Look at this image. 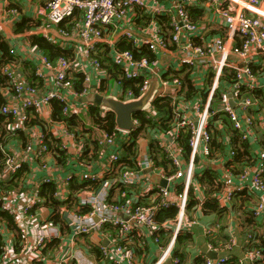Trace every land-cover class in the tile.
Wrapping results in <instances>:
<instances>
[{"label":"built area","instance_id":"built-area-1","mask_svg":"<svg viewBox=\"0 0 264 264\" xmlns=\"http://www.w3.org/2000/svg\"><path fill=\"white\" fill-rule=\"evenodd\" d=\"M19 1L23 0H0L2 11L15 19L19 14V8L16 6ZM27 1L38 2V16L57 28L56 34L46 30L41 34L48 40L62 45V48L69 47L71 39L76 38L79 42L78 53L75 52L74 59L60 56L56 62H52L40 50L41 61L45 67L54 71L53 80L49 84L44 83V74L39 68L35 70V84L20 79L11 66L5 65L2 73L6 76L11 92L19 104H3L0 106V113L19 124H25L30 119V113L39 115L44 107L57 100L63 104L64 116L69 117L79 114L69 94L83 99L88 94L95 93L128 101L143 94L153 79H156L158 88L153 102L150 108L142 113L145 119H151L157 114L154 101L157 98L171 99L173 110L168 121L170 127H158L153 133L156 144L164 151L170 167L159 164L156 154L150 150V138L143 132L137 139L133 165H128L124 160L125 149L133 138V132L142 126L141 118L135 114L132 116L134 127L130 130H122L117 126L112 132L102 130L96 138L94 150L91 149L87 153L89 158L86 157L85 143L69 128L67 121L58 122L61 126L56 139L59 140L60 149L68 155L73 153L70 157L78 160L81 169L78 173L70 172L64 177L51 175L32 182L29 199L22 203V206L16 207L11 202L15 200V196L20 195L17 189L5 193L4 199L0 200V209L13 215L20 237L15 246L3 245L0 264H22L21 257L27 256L29 252H41L55 240L59 241L57 247H54L57 250L52 252L55 264H72L73 261L76 264H99L98 258L96 262L88 258L90 253L96 255L94 249L102 253L105 264H135L136 254L130 247L136 236L141 237L139 241L141 240L140 244L143 246L147 245L148 238L160 245L162 251L154 264H179L180 260L173 254L175 241L186 225L197 222L189 218L188 192L191 184H194L196 171L202 169L196 165V157L212 155L211 141L214 132L211 120L217 117L215 124L219 129H224L225 125L229 124L244 141L250 139L252 129L257 124L252 109L261 105L262 101L248 95L244 90L261 87L260 81L264 77V0H208L215 6L222 23L218 31L221 33L217 35L216 31L213 32L216 27L212 28L204 21L206 0H198L196 3L191 0H169L174 1L172 6H167L162 0ZM193 5L204 7V16L199 20H194L187 10V6ZM158 15L168 16L169 26L159 23L155 18ZM139 19H145V23L139 24ZM65 21L72 23L70 30L61 27L60 24ZM111 30L118 35V41L109 38ZM122 39L132 42L137 49L148 48L156 58H137L130 50H119L117 43ZM104 42L110 46L107 55L121 74L114 83L104 79L109 77V71L99 58ZM161 54L173 57V61L168 62L165 73L173 69L182 70L184 67L192 70L191 78L198 91L194 97L186 98V89L178 76L172 80L166 79L163 73L156 70ZM78 57H83L96 73L99 72V75L95 76L99 79L97 86L91 84L94 77L85 74L83 89L78 91L74 87L76 73L72 72V65ZM255 67L258 69L257 73L254 72ZM227 68L236 71L235 78L232 81L224 80L222 89L216 95L221 77ZM101 73L103 75H100ZM103 79L106 81L105 87L102 85ZM125 80H139V92L126 87ZM203 90L207 93L206 99L202 97ZM231 99L234 105L230 102ZM224 117L228 120L227 124ZM185 132L189 133L190 154L187 160L184 145L179 139ZM1 133L0 128V138ZM47 133L42 131L38 137L28 139L25 152L38 162L42 170L56 171V165L47 158L50 155L56 157ZM0 151L5 154L2 171L8 177L15 175L27 163L24 157L10 153L1 141ZM93 155L108 160L107 173L111 175L109 179L103 180V173L93 171ZM234 155V150L227 154L228 159L224 163L226 176H236L240 182L250 178L253 186L259 191V196L249 211L257 224L246 232L248 244L255 241L257 236L264 239V145L258 167L247 164L240 172L235 173V165H228ZM29 175L31 178L32 172H29ZM152 175H157L167 184L155 185L151 182ZM73 178L102 184L96 190L75 192L73 196L76 200L72 208L62 206V212L67 210L68 213L65 221L73 225L71 233L66 234L60 225L52 221H45L44 224L38 222L31 241L25 223L35 217L36 208L43 203L40 196L42 185L55 182V198L67 201L66 189ZM221 178L223 179L222 176ZM245 189L246 186L242 183L226 188L219 194V199L222 204L229 205ZM84 193L87 195H83ZM138 195L139 198L140 195L147 196L143 198L146 202L140 203ZM85 207H89V210L82 212ZM174 207L178 209L177 217L160 224L163 229L171 227L173 230L170 242L164 246L159 243L158 237H153L156 236L159 226L156 216L160 210ZM108 224L118 230H105ZM219 226L217 223L214 227H208L206 233L212 235ZM94 232L100 233L108 243H104V239L97 243L91 242L87 237ZM237 247V238L231 235L226 244L215 249L221 252L222 256L218 257L217 261L207 259V264H225L235 257L233 251ZM222 251H227V255ZM263 259L264 253L258 247L247 248L237 257L240 264H255Z\"/></svg>","mask_w":264,"mask_h":264},{"label":"crops","instance_id":"crops-1","mask_svg":"<svg viewBox=\"0 0 264 264\" xmlns=\"http://www.w3.org/2000/svg\"><path fill=\"white\" fill-rule=\"evenodd\" d=\"M193 2H197L198 0H191ZM190 1V2H191ZM163 3H165L167 6H172L174 4V1L169 0H162ZM2 6V5H1ZM0 6V34L4 37V40L9 46V55L12 57L13 61L9 63H5V65L11 66L16 75L22 79L30 81L33 77V69L35 70L39 68L41 71H43L44 76L43 81L46 84H49L53 80L54 71L45 67L43 62L41 61V53L40 49L31 43L30 36L33 34H41L43 30H46L47 32L51 34H56V27L51 25L50 23L45 22L42 18L40 19L41 24L37 28H33L31 30H25L23 32H16V24L21 22L24 17L35 19L38 16L37 13V6L38 2L29 3L27 0L19 1L16 3V6L19 8V14L14 19L11 15H8L7 13L2 11V8ZM205 7V16L204 21L208 23L212 28L216 27V30L214 29L213 32L216 31V35L220 34L218 32L222 26V23H220V18L217 15L215 11V6L213 4H210L208 0L204 2ZM145 19H139V24H144ZM220 26L218 27V25ZM217 25V26H216ZM131 26V25H126ZM109 38L111 40H119L118 35L114 32V30H111L109 33ZM72 42L70 43L69 48H72L74 53H78V47L79 42L76 38L71 39ZM66 41V40H64ZM101 48L103 51L106 48H110V46L107 43H102ZM14 53H13V52ZM5 55V52L2 50L0 46V61L2 60L3 56ZM8 56V55H7ZM74 59V57L72 58ZM173 57L172 56H163L161 54L158 57V63L156 66V70L160 73H165V68L168 64V62H172ZM110 60H106L104 63V67L110 72L109 68L107 66L110 64ZM34 66V67H33ZM72 72L76 74H89L94 77L92 80V86H97L99 79L96 77L99 75V72L96 73L94 68L90 66L87 61L83 57H78L75 59L72 65ZM100 75H103L101 73ZM96 76V77H95ZM110 77V73H109ZM108 76H106L104 79H108ZM103 79V80H104ZM156 80V79H153ZM261 88H264V77L261 78ZM71 102L74 103V107L78 109L79 114L83 118L84 128L85 132L84 135L79 136V138L82 140L83 143H85L86 146V157L89 158V155L87 154L91 149H93L96 146V138L99 134H101L102 130L94 127V124L90 120V118L87 115L88 105L90 103H86L83 101L82 98H78L72 94H69ZM0 106L3 104H19L18 101L14 98L13 92H11V88L8 84V81H4V77L0 76ZM104 110V109H103ZM106 111V110H104ZM252 113L257 121L256 126L252 129V134L249 141V152L250 154L246 155L244 163L245 165L249 164L253 167H258L261 163V152L264 145V103L262 105H256L252 109ZM1 114V113H0ZM32 114V113H30ZM52 106H46L43 108V110L40 112L39 116L44 121V126H46V130L48 133L52 136L57 138V135L60 132V126L61 124L58 122L53 121L52 117ZM11 119H2L0 121V128L2 130L1 137L4 141V145L8 147L10 150V153L16 154L18 157L25 158L26 164L30 168L29 172H32L31 178L30 175H28V178L23 180V183L21 184L20 188L17 189L20 193L17 197L15 196V200H12L11 202L16 206H22V203H25L29 199V192L31 188L32 182L41 180V178L51 175H56L59 177H64L70 172H79L80 171V165L77 159L71 158L73 153H70L68 155V161L66 163H58L57 159L54 156H48V160L52 162L54 165H56V171L55 170H42L39 168V164L37 161H34L32 158H30V155H28L25 152V144L27 143L28 139L36 138L40 135V133L43 131V129L39 126H26V124H19L16 121ZM15 131H20L19 134ZM223 135L220 137L221 141L224 142V145L226 146V151L224 153L222 152H215V158L211 160L210 163H213L214 169L218 170L221 174V176L224 179L225 187L231 188L233 186L243 184L246 186V189L244 190L243 194H241L239 197H236L233 201V203L227 205V210L224 211V213L220 214L216 211L211 212H204L200 207L197 209H192L190 212L189 218L191 220L197 221L193 225H186L185 229L189 230L193 234V244L188 248L189 257L185 264H194L195 260L200 257H206V259H212L208 256L206 253L207 250L213 251L217 253V258L222 256L221 252H218L215 250L216 248H221L224 244L221 240H216V246H212L210 244V240L212 241L213 238L217 236L218 230L216 229L214 234L208 235L206 233V229L208 227H214L217 223L222 224L225 226V230L221 231L219 234V239H222L223 237H226L227 234H229V237L231 235L236 236L238 241V247L233 251V255L235 257H239L242 255L243 248L246 241V232L250 227L246 224L247 217L249 213L248 211L251 210L254 202L259 196V191L253 186L250 178L246 181L240 182L236 176L229 177L225 174V168L224 163L228 159L227 154L230 151L229 149L232 148V142H231V134L232 131H234L229 124L225 125V128L222 129ZM94 150V149H93ZM228 150V152H227ZM214 154V151H212ZM92 161L94 162L93 171L94 172H100L104 175L108 172L107 171V162L106 159H99L95 155H93ZM243 164H236L234 166L235 173H238L242 170ZM199 169L204 167L202 164L198 166ZM1 178L3 180H9L10 177L2 171ZM79 179V178H78ZM81 180V179H79ZM151 182L156 185L158 183L163 184V180L158 177L157 175H152ZM70 186V185H69ZM68 186V189H66V194L69 197L71 194V187ZM22 187V188H21ZM196 190L197 195L200 199H204L206 197L205 191L201 188L200 184L196 182ZM76 192V191H75ZM74 192V193H75ZM89 194V193H88ZM5 193H0V200L4 199ZM83 195H87V193H84ZM138 195L139 199L146 198L147 196ZM144 201H146L144 199ZM221 202V201H220ZM10 203V202H9ZM21 204V205H20ZM221 205L226 206L221 203ZM62 209V207H61ZM62 212V210H61ZM53 210L51 207H48L44 205L43 203L40 204L36 210H35V217L31 220H29L27 223H25V227L28 230V234L30 236L31 241L34 238V230L35 227L38 225V222H41V224H44L45 221H50V218L52 216ZM64 218L67 220V210L63 213ZM248 214V215H247ZM121 216H125L124 213H120ZM62 223V229L63 231L68 234L73 231V225L69 221H65ZM171 231L173 232L172 228L169 227ZM19 234L16 227H14L13 223L7 222L5 219H2L0 217V244L3 246L5 244L7 245H16V243L19 241ZM91 242H99L100 240H103L104 238L101 237L100 233H92L87 237ZM106 239L103 240V242ZM141 241V240H140ZM140 241L135 240L133 244H131L132 247H139ZM105 243V242H104ZM0 245V246H1ZM212 247H211V246ZM47 247V246H46ZM45 247V248H46ZM44 248V249H45ZM67 248V247H66ZM64 248V250H66ZM42 250L38 253H30L25 256L21 257V263L22 264H55V260L53 256V253L57 248L51 249L47 248L46 250ZM161 247L152 238H148L147 246H142L139 250L140 253L135 252V264H154L155 261L158 259V257L161 254ZM225 255H227V251H222ZM53 256V257H52ZM88 258L92 262L97 261V257L94 253L88 254ZM213 260V259H212ZM168 262L167 264H169Z\"/></svg>","mask_w":264,"mask_h":264},{"label":"trees","instance_id":"trees-1","mask_svg":"<svg viewBox=\"0 0 264 264\" xmlns=\"http://www.w3.org/2000/svg\"><path fill=\"white\" fill-rule=\"evenodd\" d=\"M187 10L190 14V16L194 20H199L204 16V7H201L199 5H193V6H187ZM157 21L164 26H169V17L165 15H158L155 16ZM41 17L37 16L35 19L24 17V19L16 24V32H23L25 30H31L33 28L39 27L41 24ZM62 28H66L70 30L72 27V23L70 21H65L60 24ZM31 43L33 45H36L45 56L52 62H56L58 57L60 56H66L70 59H72L75 55L72 48L69 47H61L60 45L48 40L45 38L42 34H33L30 36ZM0 46L2 50L5 52V55L3 56L2 60L0 61V76L4 77V81H7V78L2 73V69L5 66V63H9L13 61L12 57L9 55V46L4 40V37L0 34ZM117 48L119 50H130L132 51L137 58L141 56H147L151 60L155 59L156 56L148 49V48H141L137 49L132 44V42L128 41L127 39H122L117 43ZM108 48H106L104 51L100 52V60L104 65L106 60H110V64L107 66L110 70V77L106 81L115 82L117 79L120 78L121 74L116 67V65L111 61L110 57L107 55ZM8 55V56H7ZM34 67V66H33ZM226 72L221 77L220 87L216 91V95L219 93V91L222 89L221 85L224 80L226 81H232L235 78L236 71L234 69H225ZM33 77L30 82L37 83V76L35 75V68L33 69ZM258 69L256 67L254 68V72L257 73ZM192 70L184 67L182 70H170L166 73H164V78L172 80L174 77H179L183 83V87L186 89L185 96L186 98H192L196 95L198 92L195 88L194 80L191 78ZM106 81H102V85L104 86ZM208 81H210V77L208 78ZM126 87H131L139 92V89L137 88V85L139 80H125ZM74 87L80 91L84 87V74H75L74 75ZM105 87V86H104ZM103 87V88H104ZM248 95L252 96L253 98H259L264 103V88H256V89H246L244 90ZM202 97L203 99H206L207 93L202 91ZM2 102V100L0 101ZM262 102L261 105H262ZM154 105L157 111V114L152 117L151 119H145L144 113L138 112L135 115L141 118L142 126L133 132V138L131 142L126 146L125 154H124V160L127 162L128 165H133V158L136 155L137 150V139L140 137V134L143 132L146 136L150 138V150L152 153L156 154V159L159 160V164L165 166L166 168L170 167V162L166 160L164 151L157 146L156 139L153 135V133L158 129V127L163 128H169L168 121L172 117V102L170 98H157L154 101ZM52 106V117L53 121L60 122L62 120H66L67 124L70 129L74 130L79 136L84 135L85 128L83 123V118L81 115H71L69 117H65L63 114V104L60 101L53 100L51 103ZM87 115L94 124V127L112 132L116 127V121H115V114L110 111H104L100 106L90 103L88 105ZM222 115L223 114H219ZM2 119H11L12 118L6 117L3 114H0V121ZM217 120V117L211 120V128L214 132L213 138L211 141L212 145V151H214V154L212 152V155L208 157H196L195 163L196 165L200 166L202 164L204 167L202 169L196 171L195 173V179L194 184H191L188 192V210L191 211L192 209L201 208L204 212H211L216 211L220 214L224 213L225 210H227L228 206L221 205L219 194L223 191L225 182L221 178V174L218 170L214 169L213 163H210L213 157L215 158V152H222L224 153L226 151V146L224 145V142L221 141L220 137L223 135L222 129H219L218 126L215 124V121ZM224 121L227 124L228 120L224 117ZM44 121L41 119V117L35 113L30 114V119L26 121V126H39L43 129V131H46V126H44ZM19 134L20 131H15ZM50 138L49 144L52 147V150L54 152L55 158L57 159L58 163H66L68 161V154L66 151L60 149V143L58 139H55L54 136L47 133ZM180 142L182 145H184L185 148V157L186 160L189 159L190 154V147H189V133L185 132L181 134L180 136ZM0 141L4 143L2 140V137L0 138ZM96 142V141H95ZM231 142H232V148L229 150H234L235 155L234 158L228 162V165H235L236 164H243L247 159H245L246 155L250 154L249 152V141L241 140L240 134L237 131H232L231 134ZM228 152V150H227ZM5 154L0 151V193H7L10 190L19 189L21 184L23 183V180L26 179L29 175L30 168L28 165H24L23 168H21L15 175H12L9 180H3L1 178V173L3 170V164H4ZM246 163H244L243 166H245ZM175 170V169H173ZM111 175L108 173L105 174L104 179H109ZM195 182H198L201 186V188L205 191L206 197L204 199H200L197 195L196 185ZM102 182L99 183H93L91 181L86 180H79L78 178H73L70 182L71 187V194L69 195L67 201H60L57 198H55V189L56 184L55 182L46 183L43 184L40 191V196L43 199V204L51 207L53 210L52 216L50 218V221L52 223L60 225L62 228V223H64V216L61 212L62 206H67L68 208H72L75 204L76 197L73 196L74 192L77 193L80 191H88V190H96L101 187ZM181 187V184L179 185ZM22 188V187H21ZM243 194V193H242ZM143 198V197H141ZM144 199H140V203H145ZM89 210V207L82 208V212H87ZM249 213V211L247 212ZM178 209L176 207L171 209H162L157 213L156 219L158 221V229L156 232V236L158 237L159 243L161 245H166L170 242L172 238V231L171 229H163V227L160 226L163 222L166 220H173L177 217ZM248 215V214H247ZM0 217L2 219H5L7 222L13 223L14 227H16V223L14 221L13 215L9 214L8 212L0 209ZM246 224L251 228L253 225L257 224V221L252 216L251 213H249ZM225 226L220 224L219 228L217 229V236L213 238V240H210V244L212 246H216V240H221L223 244H226L229 241V234H227L226 237H223L222 239H219V234L223 229L225 230ZM63 230V229H62ZM105 230L107 231H114L116 232L118 229L114 226L108 224L106 225ZM215 232H213L214 234ZM144 238V237H143ZM141 237H135V240H139ZM59 244V241L55 240L52 241L47 245V248L53 249L54 247H57ZM193 244V234L187 230L182 229L179 234L177 235L175 246H174V257H177L180 262L179 264H185L188 260L189 253L188 248ZM1 245V244H0ZM143 245L140 244L139 247H130L131 249L137 253H140L139 250L141 249ZM147 246V245H144ZM2 245L0 246V252L2 249ZM256 248L258 247L263 253H264V239L262 237L257 236L256 240L253 242H249L246 244L243 248V252L246 251L247 248ZM96 252V257L98 258L99 264H105L102 253H100L97 249H94ZM242 252V253H243ZM261 261V260H260ZM258 261L255 264H264L263 261ZM41 264V262H40ZM71 264V263H70ZM72 264H76L75 261H73ZM194 264H207L206 257L200 256L195 260ZM225 264H240L237 261V257H233Z\"/></svg>","mask_w":264,"mask_h":264},{"label":"water","instance_id":"water-1","mask_svg":"<svg viewBox=\"0 0 264 264\" xmlns=\"http://www.w3.org/2000/svg\"><path fill=\"white\" fill-rule=\"evenodd\" d=\"M158 88V81L153 80L149 88L140 96L128 100L122 101L114 96H100L95 93H90L83 98L86 103H93L100 106L106 111L113 112L115 114L116 126L122 130H130L134 127L132 116L138 112L147 111L150 108L155 93ZM94 91V89H92ZM233 105L235 104L233 99L230 101ZM163 184L167 182L163 180ZM97 218V216H95ZM106 244L108 240L104 241ZM206 253L214 261H217V253L207 250Z\"/></svg>","mask_w":264,"mask_h":264}]
</instances>
